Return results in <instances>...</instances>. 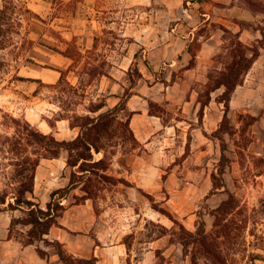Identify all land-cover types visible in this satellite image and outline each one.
Returning <instances> with one entry per match:
<instances>
[{
  "label": "rangeland",
  "instance_id": "1",
  "mask_svg": "<svg viewBox=\"0 0 264 264\" xmlns=\"http://www.w3.org/2000/svg\"><path fill=\"white\" fill-rule=\"evenodd\" d=\"M55 1L40 16L27 0H0V132L13 130L14 116L58 139H72L80 131V116L95 114L92 107L107 94L122 95L131 85L127 70L137 50L143 78L134 90H151L149 100L154 104L149 111L160 118L153 119L158 124L153 122L146 133L152 140L147 146L127 126L126 110L114 116L99 138L102 151L94 155L105 156V163L93 167L87 181L96 213L90 234H98L97 241L104 245L125 241L129 249L122 259L128 256L129 264H190L183 254L180 226L169 216L194 231L201 214L211 230L210 212L230 192L240 210L237 218L247 224L245 255L254 251L263 258L241 261L264 264V36L257 30L264 29V0H106L96 14L91 0ZM247 6L254 18L244 17L250 15ZM234 7L236 15L231 17ZM95 15L100 20L96 28ZM225 18L247 27L245 44L262 45L263 54L233 92L229 115L237 130L225 135L228 160L222 181L217 180L224 186L215 188L213 173L220 168L221 146L212 132L223 115V104L218 103L219 109L216 102L222 89L212 92L207 130L192 143L189 123L199 127L203 115L199 117L200 108L193 116L184 108L191 93L206 98L211 78L226 67L234 48L242 49L237 44L244 43L238 26ZM66 53L80 59L72 70ZM52 66L66 70L62 83ZM173 86L185 91L177 94ZM241 114L256 119L248 125V117ZM155 128L159 129L154 132ZM33 150L39 147L30 146ZM67 158L66 150L57 158H41L38 198L46 199L51 190L68 183L72 168ZM1 168L12 166L0 164V187ZM72 192L85 194L80 188ZM74 194L78 198L70 195L64 204L83 200ZM12 216L22 213L18 210ZM6 217V212L0 213L1 261L8 257ZM22 228L15 225L14 239H22L18 233ZM37 243L45 250L54 248ZM151 248L155 255L147 254Z\"/></svg>",
  "mask_w": 264,
  "mask_h": 264
},
{
  "label": "trees",
  "instance_id": "2",
  "mask_svg": "<svg viewBox=\"0 0 264 264\" xmlns=\"http://www.w3.org/2000/svg\"><path fill=\"white\" fill-rule=\"evenodd\" d=\"M261 33L264 36L263 29H261ZM237 44H240L242 49L234 48L232 58L226 67L211 78L208 83L209 89L206 98L202 100L200 93L198 96L200 102L199 117L201 118L205 105L209 104L212 99V92L222 89L216 97V101L223 104V115L218 127L212 132L221 146L220 168L218 172L213 173L215 188L224 186L217 180L222 181V174L228 160L225 135H232L237 130L236 126L231 123L229 115L232 95L236 87L241 84L244 73L252 67L259 57L262 47V45L251 47L240 40ZM65 55L72 60L71 67L68 69L72 70L80 62V59L71 54L66 53ZM137 57L138 51L134 54V60L127 70L131 85L120 95L119 102L106 110H102L106 101L95 104L91 109L95 114L79 117L77 125L80 127V131L72 139H58L52 133H44L35 129L28 121H21L10 116L13 130L8 129L5 132H0V164L6 163L12 166L11 169L1 168L4 186L0 187V212L19 210L22 216H12L9 238L13 237L15 225L19 224L23 227L22 230L18 231L22 237L20 241L25 245L36 244V249L41 256H47L48 252L37 242H42L47 247H54L62 264L95 263L94 257L90 259L77 257L66 248L63 242L58 239L51 240L47 235L54 225H59V217L63 215L66 209L63 201L69 197L74 189L83 190L85 192L81 196L83 198L92 197L87 181L91 179L92 168L95 166L102 167L105 163V156L95 159L94 151L97 153L102 151L98 143L99 138L103 132L108 131L114 116L118 112L128 111L127 126L133 133L130 127V118L133 112L128 110L127 100L136 93L133 87L143 78V74L136 64ZM145 64L149 66L148 61H145ZM52 68L60 72L58 82L59 84L62 83L65 79L66 70L53 66ZM153 104L154 102L149 100L151 108ZM149 113L155 114L151 110ZM243 115L248 117L246 123L248 125L253 124L256 119L251 114H241L242 117ZM30 146L39 147V150L29 151ZM62 150L68 151L66 163L72 168L68 183L53 189L50 192L49 200L45 205H42L35 195L37 168L41 158H57ZM2 159L8 161L5 162ZM100 177L106 180L103 176L100 175ZM75 197L78 198V196ZM239 211L237 199L229 192L228 197L210 212L214 216L211 230H207L206 222L201 214H199L201 219L198 220L194 231L187 230L177 219L169 216L175 224L180 226L183 254L185 257H189L190 264H243L241 260H245V258L250 259L251 262L259 258L263 259L260 254L254 251L245 255L248 249L243 232L246 230L247 224L237 218ZM25 227L26 229H24ZM239 250L243 251L241 256L236 254Z\"/></svg>",
  "mask_w": 264,
  "mask_h": 264
},
{
  "label": "crops",
  "instance_id": "3",
  "mask_svg": "<svg viewBox=\"0 0 264 264\" xmlns=\"http://www.w3.org/2000/svg\"><path fill=\"white\" fill-rule=\"evenodd\" d=\"M64 1H68V0H63V2ZM91 1H92L91 6L95 14L98 12H101V10L105 7L104 4L106 0H91ZM27 4L34 13L40 16H43V13L46 12L47 8L53 5V0H27ZM235 9H236L235 7L230 8L231 17H235L236 15ZM245 11L250 14V15L244 16L245 18L253 17L251 13L252 9L250 6L245 7ZM93 20L95 21V24L93 27L96 28L97 27L96 25L98 22H100V20L98 17H96V15ZM223 20L229 21L235 24L236 26H238L236 31L240 33L241 40H243L244 43L245 42L248 43V40H247L248 36L247 34L245 35V33L250 32V31L247 27L242 28L233 20H229L226 18ZM94 28H91L90 31L95 32ZM257 30L261 32V28H258ZM136 51L137 50H135L132 53L133 57ZM262 54L263 52L261 51L259 57L262 56ZM135 86H138V84ZM134 87H133V90H134ZM147 88L152 89L153 86L148 84ZM172 88L175 89L174 91L177 94H178V91H179V94L182 93V91H185L179 86L178 87L173 86ZM134 91L136 93H134L127 100V108L129 111L133 112L130 118V127L133 130V133L136 139L143 145L147 146L152 142V140H150V138L146 135V133L147 131H152L153 122L158 124L156 120H153V119L154 118L159 119L160 116L157 114L149 113V94L148 93H151V90H148L146 92L145 90L143 89L140 90L138 89V87H136ZM198 95H199L198 92H196V94L191 93L190 96L185 100V103L187 104V106H185L184 111L189 113L191 116L195 115L198 109L200 108V102L198 101ZM119 100H120L119 92H115V91L110 92L109 94L106 95V99H105L106 105L102 108V110H106L110 107H113L119 102ZM218 103L219 102H217V108L220 109V107L218 106ZM211 104H212V99L209 104L205 105L202 122L201 124H199V127L197 125L193 126L192 123H189V127L191 128L190 130H187V133H189L190 135L191 143L195 141L196 139H199L198 137L201 133H203V129L207 130L208 122L206 119L209 113H211V110L208 111V107ZM221 118H222V115H219L218 120H220ZM159 123L161 122L159 121ZM160 127H163V124ZM73 128H76V127H73ZM156 129H159V128H155L154 132L156 131ZM78 133L79 132H77V134L74 137H76ZM74 193H76V195L79 194V192H72L70 195L74 197L75 196ZM83 193L85 192L83 191ZM35 195L37 196V199L41 202L42 205H45L46 202L49 200L48 198H50V193H48L46 199L38 198L39 197L38 196L39 195L38 194V169L36 172V179H35ZM79 195H84V194H79ZM69 197L67 199H64L63 203H66ZM15 211H18V210L0 212V213L2 212L7 213V217H6L7 218V231H9L11 218ZM95 221H96V213H95V207L93 206V198L92 197L83 198L81 202H72L66 205V209L63 215L59 217V225H54L51 228L47 236L51 240L58 239L61 242H63L66 248L77 257L88 258V259L94 257L95 264H129L128 256H125L122 259V255L124 251H125V254L128 255L129 248L125 241L118 240L115 243L113 242L112 244L104 245L103 242L97 241V239L98 240L101 239L98 234L95 235L94 237L90 234L91 230L93 229V226L95 225ZM7 243H8V246H7L8 257L5 260H2V261L0 260L2 264H62L55 248H46L48 255L43 257L38 253L36 249L37 248L36 244L25 245L18 239H14V237L8 238ZM154 252L155 250H153L152 248L147 250L148 255L152 253L153 255H155Z\"/></svg>",
  "mask_w": 264,
  "mask_h": 264
}]
</instances>
